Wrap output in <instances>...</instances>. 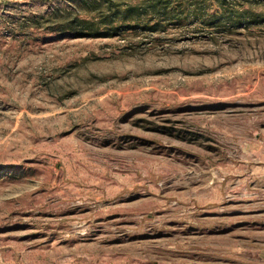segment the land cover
I'll return each instance as SVG.
<instances>
[{
  "label": "rangeland",
  "instance_id": "1",
  "mask_svg": "<svg viewBox=\"0 0 264 264\" xmlns=\"http://www.w3.org/2000/svg\"><path fill=\"white\" fill-rule=\"evenodd\" d=\"M0 264H264V0H0Z\"/></svg>",
  "mask_w": 264,
  "mask_h": 264
}]
</instances>
